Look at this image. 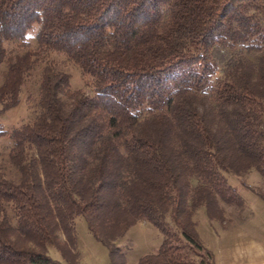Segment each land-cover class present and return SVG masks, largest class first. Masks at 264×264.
<instances>
[{
	"label": "trees",
	"instance_id": "1",
	"mask_svg": "<svg viewBox=\"0 0 264 264\" xmlns=\"http://www.w3.org/2000/svg\"><path fill=\"white\" fill-rule=\"evenodd\" d=\"M35 69V114L0 125V264H79L77 218L110 264L140 221L162 240L135 264H214L196 211L222 222L244 205L226 174L264 179V0H0V114Z\"/></svg>",
	"mask_w": 264,
	"mask_h": 264
},
{
	"label": "rangeland",
	"instance_id": "2",
	"mask_svg": "<svg viewBox=\"0 0 264 264\" xmlns=\"http://www.w3.org/2000/svg\"><path fill=\"white\" fill-rule=\"evenodd\" d=\"M37 30L36 25L26 34L25 39L31 47L36 44ZM247 57L250 59V55ZM56 60L58 68L69 73L72 88L91 92V87L85 84L73 62L63 56H58ZM39 78V70L35 69L22 86L20 102L0 114L2 129L9 132L35 114ZM9 147L8 135L0 136V172L17 181L19 173L9 162ZM226 176L229 184L243 198L244 205L222 204L225 209L222 222L209 220L203 209L197 210L193 219L200 240L213 253L214 264H264V179L254 169L241 175ZM75 229L77 244L74 252L78 255L79 264H110L106 247L92 236L83 218L76 219ZM161 240L162 235L156 227L148 221H140L132 225L115 244L125 253L127 264H135L141 256L156 252ZM48 254L64 263L55 248L48 247ZM197 261L195 264H199Z\"/></svg>",
	"mask_w": 264,
	"mask_h": 264
}]
</instances>
